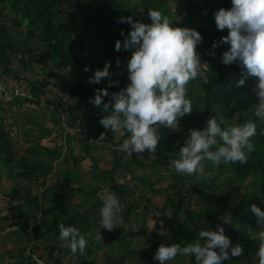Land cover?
<instances>
[{
  "label": "rangeland",
  "instance_id": "1",
  "mask_svg": "<svg viewBox=\"0 0 264 264\" xmlns=\"http://www.w3.org/2000/svg\"><path fill=\"white\" fill-rule=\"evenodd\" d=\"M129 1L131 9L138 12L144 10L145 4L150 8L159 5L174 25L183 21L205 22L218 2ZM9 2L4 0L3 4L0 3V22L9 26L10 34L8 44L2 46L0 42L1 70L3 71V66L6 65L2 61L3 57L8 55L11 70L6 76L9 84L18 80L17 77L21 75L30 92L33 93V82L46 85L48 92L42 95V101H27L16 110L0 111V117H7L14 125V131L11 133L14 154L12 164L8 165L5 155L0 156V264H52L46 238L36 239L31 228L36 223L43 225L40 209L24 204L20 212H13V204L25 203V199L10 202L9 194L14 188H20L32 196L44 194V201L58 209L59 220L64 222L77 212L92 211L93 208H97L100 219V208L103 204L101 197L105 190L112 191V186L116 183L129 186L128 193L123 198L119 197L123 206L119 225L111 230L101 224L97 227L93 223L95 213L92 212L90 225L85 226L82 221L79 222V228L87 235L88 240L84 252L73 253L64 241L59 242L63 248L61 256L65 264L76 262L83 256L95 259L97 264H159L158 260L153 259L154 253L161 243L178 242L176 231L185 223L186 211L205 209L220 200L225 190H228L230 195L218 207L217 213L230 211L232 214H244L248 218L244 222L245 235L251 240L259 239L255 233L260 229V225L250 205L256 203L264 208L262 178L255 175L243 177L238 172L232 177L224 174L214 191L206 185H200V191L194 193L193 184L204 177L213 178L217 174V167L208 161L206 174L186 176L177 173L170 165V161L178 157L179 152H170L169 158L164 157V161H160L159 152L166 153L162 143L164 127L160 129L162 136L154 159L149 156L147 150L141 154L133 153L132 156L127 154L125 158L115 151H110L108 145L91 147L77 136L64 141L62 127L57 122L58 114L53 111L64 109L72 117L85 119L89 128L98 123L104 113L103 108L82 104L69 93L71 84L89 85L90 74L57 66L51 48L44 47L36 36L30 35L29 22L11 10ZM95 48L98 52V64L102 59H106V56L100 46ZM122 50L123 56L130 57V50ZM110 72L115 74L112 69ZM198 80L199 78L188 84V95L195 104L200 103L202 97ZM0 106H3L2 101ZM105 129L109 134H114L111 129ZM171 130L181 132L180 124L178 128ZM114 135L117 141L126 137L125 132ZM24 163L30 165V168L33 165L40 167L38 176L33 178L35 175L27 174L28 168ZM43 169L49 170L50 173L43 175ZM185 197L182 204L177 206ZM161 221L163 223H160ZM242 223L243 219L234 227L238 228ZM186 225L179 241L182 246L200 239L198 234L195 237L196 230L193 226L188 222ZM231 240L233 245L241 242L238 237H232ZM51 241H59L57 234L51 235ZM34 243L37 249L33 246ZM30 246V252L36 254L40 261L28 252ZM167 264L196 262L192 256L178 254L176 259L168 261ZM224 264H258V257L256 253L244 251L239 256L226 259Z\"/></svg>",
  "mask_w": 264,
  "mask_h": 264
},
{
  "label": "clouds",
  "instance_id": "2",
  "mask_svg": "<svg viewBox=\"0 0 264 264\" xmlns=\"http://www.w3.org/2000/svg\"><path fill=\"white\" fill-rule=\"evenodd\" d=\"M147 14L151 22L133 19L131 15L119 18L120 22L131 25L128 33L122 30L123 42L117 39L115 43L118 51L122 47L132 51L127 63L129 83L111 93L107 87L96 89L90 100L97 106L102 105L107 113L100 119L105 128L114 134L130 132V136L115 146L117 150L129 156L147 150L154 159L162 136L161 127L178 128L179 118L193 110V101L188 95L189 81L200 78L208 82L209 76L205 70L207 63H202L196 48L203 40L202 33L193 27L174 25L160 9L150 8ZM214 16L218 29H229L221 41L230 42V47L222 54V61L225 64L238 62L247 74L258 78L253 89L258 97L255 115L264 120V0H232L230 8L220 7ZM110 66L111 60H108L102 69L97 68L88 77L89 82L99 83L111 77ZM90 70L86 65L85 71ZM112 83L116 81L109 79V84ZM237 83L243 85L245 78L242 76ZM109 95L112 99L103 102ZM256 134L254 120L229 123L224 116L217 119L214 115L203 128L190 129L178 157L173 158L170 165L180 175L196 176L206 174L208 161L216 167L222 163L246 164L255 149L252 137ZM101 198L99 223L111 230L119 225L123 206L117 194L107 189ZM250 207L260 225L255 233L260 241L256 251L258 264H264V208L256 203ZM221 218L224 223H218L215 229L202 228L198 234L200 239L194 243L183 246L180 242L161 243L153 259L167 264L182 254L194 256L196 264H224L226 259L241 255L244 246L233 245L225 232L224 225L233 224V214L226 211ZM59 228L60 239L73 253L86 250L87 235L80 228L63 222Z\"/></svg>",
  "mask_w": 264,
  "mask_h": 264
},
{
  "label": "trees",
  "instance_id": "3",
  "mask_svg": "<svg viewBox=\"0 0 264 264\" xmlns=\"http://www.w3.org/2000/svg\"><path fill=\"white\" fill-rule=\"evenodd\" d=\"M9 7L14 12L21 15L24 20H27L30 24V35L36 36L38 41L44 46L49 47L54 53L57 66L69 67L72 71L88 72L91 75L94 74L97 68H103L108 60H111L110 70L114 71V75L109 78H105L99 83L89 82V85L82 86L81 84H71L69 93L75 97L79 102L85 105H95L90 97H93L96 93V89H102L107 87L109 93L119 91L121 88L126 87L130 78L128 76L127 63L132 55L130 50V57L123 56L122 48L118 51L115 48L117 39L122 42L124 33L130 31L131 25L127 22H120L119 18L131 15L133 19L142 20L144 22H151L147 12L149 5L145 4L144 10L138 12L130 7L129 0H7ZM218 1L213 7L212 15L207 17L205 22H192L183 21L176 25L188 26L199 30L203 35V40L197 44L196 48L201 56L202 63L206 62L205 70L209 76V81L204 82L199 78L198 83L201 87L202 97L200 103H193V110L191 113L180 117L181 132H174L170 128H163V145L166 153L159 152L158 158L160 161H164L165 158H169L170 152H179L180 146L185 142V138L190 134L192 128H203L206 125L207 120L216 116L217 119L221 115L227 118L228 122L244 123L248 120H254L257 122V134L252 137L255 143V149L250 153L249 160L246 164L229 163L221 164L217 167V174L207 179L204 177L201 181L194 183L192 188L194 193L200 191V185H206L208 188L214 191L217 189V182L220 181L221 176L229 174L231 177L236 173H240L243 177L258 176L264 181V120H261L255 115V108L257 106L258 97L255 96L253 89L257 82V77L251 74H247L246 69L242 68L238 62H232L231 64H225L221 57L225 50L230 47V42H221L222 37L227 35L229 29H218L215 21L214 12L220 7L230 8L232 6V0H215ZM0 3H4V0H0ZM160 9V6L156 7ZM165 14L166 12L162 10ZM10 40L9 26L6 23L0 22V42L2 46L8 44ZM216 42V47H213V43ZM95 46H100L106 59H102L96 64V58L98 52ZM128 50V49H126ZM9 56L3 57V62L6 63L2 68L0 67V75L9 84V79L6 76L11 70ZM24 59V57H22ZM119 61V63H117ZM90 66V71H85V66ZM123 74H120V72ZM126 78L124 79V77ZM245 78L243 85H238L237 81L241 77ZM15 81H12L10 85L15 82H19L22 85L27 84L24 82L23 77L20 75ZM109 79L116 81V83L109 84ZM191 81H189L190 84ZM32 83V81H31ZM47 87L40 82H33L32 91L36 99L28 97H19L15 101H7L0 93V101L3 106H0V111L16 110L18 106H21L27 101H42L43 94H47ZM111 96H105L103 102H108ZM102 102V103H103ZM44 103V102H43ZM102 108V105L99 106ZM60 110L58 108L56 114H58L57 122L62 127L60 119ZM13 112V111H12ZM68 112V111H67ZM107 113L104 111L103 115ZM101 116V117H102ZM85 119L80 117H72L69 113V121L71 124L85 123ZM92 122V121H91ZM90 128L89 133L99 137L102 135L107 136L109 140H115L114 134H109L105 127L97 121ZM94 123V122H93ZM14 125L7 117H0V156L5 155V159L8 165L13 162L14 154L12 149V135ZM126 137L130 136V132L124 131ZM114 135V136H113ZM70 136L68 139H70ZM82 140V139H81ZM123 141V140H122ZM117 141V142H122ZM86 142V141H85ZM87 143V142H86ZM87 145L94 147V145L87 143ZM127 157L128 155L119 151H115ZM167 154V155H166ZM163 163V162H161ZM207 165V163H206ZM27 169V174L38 176L39 168L33 165V167L24 163ZM49 170L43 169L42 174L48 175ZM36 179V178H35ZM199 186V187H198ZM129 190V186L123 183H116L112 186V192L116 193L118 197L123 198ZM41 196H32L30 193H25L20 188H14L9 194L10 202L13 203L18 199H25V203L22 205H12L13 212H20L24 204H30L40 209L42 216V224L36 223L32 225L33 234L36 239L45 237L47 240L46 247L48 254L52 259V264H65L61 252L62 246L59 242L60 228L59 224V211L54 205L47 204L44 194ZM230 192L225 190L220 200L215 201L214 204L206 207L203 210H187L185 213V223L179 227L176 231L178 242L181 240L186 223H190L196 230L195 237L199 234L202 228H216L218 223H224L219 212L218 207L224 203L229 197ZM193 197V196H192ZM183 198L180 202V206L183 202ZM243 201L241 202V206ZM94 212L93 223L100 226V219L97 215V208H93L92 211L85 210L83 212H77L70 218L66 219L63 223L65 225H75L79 228V222L82 221L85 226L90 225L92 220L90 218L91 213ZM127 215H125V218ZM243 219V223L235 228L234 225ZM248 218L238 212L233 214V224H225V232L230 238L238 237L244 246L245 252L256 253L259 247V239L251 240L245 235L246 227L245 223ZM42 226V227H41ZM45 226V228L43 227ZM57 234V243L51 241V235ZM35 248L37 245L34 243ZM35 248L34 251H37ZM230 251V249H229ZM192 259L195 261L194 256ZM226 261V260H225ZM224 261V262H225ZM196 262V261H195ZM71 264H97L96 260L88 256H83L76 262Z\"/></svg>",
  "mask_w": 264,
  "mask_h": 264
},
{
  "label": "built area",
  "instance_id": "4",
  "mask_svg": "<svg viewBox=\"0 0 264 264\" xmlns=\"http://www.w3.org/2000/svg\"><path fill=\"white\" fill-rule=\"evenodd\" d=\"M0 93L7 101H15L19 97H28L36 99L34 94L30 92V90L26 87L25 84L22 85L19 82H15L14 84L10 85L2 78V75H0ZM60 119L62 123L64 141H67L70 136H77L80 139L94 146L108 145L110 151H119L115 146L119 145L120 142H117L115 140H109L105 135L96 137L90 134L88 127L85 123L71 124L69 121V113L67 111L60 110ZM122 153L127 154L126 152ZM31 249L32 246L29 247L28 252L36 260L40 261L39 257L36 254L30 252Z\"/></svg>",
  "mask_w": 264,
  "mask_h": 264
}]
</instances>
